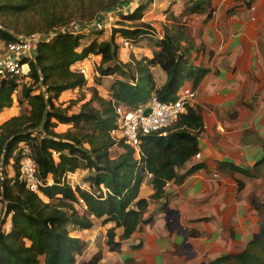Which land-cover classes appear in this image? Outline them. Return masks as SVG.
Instances as JSON below:
<instances>
[{"label":"trees","instance_id":"16d2710c","mask_svg":"<svg viewBox=\"0 0 264 264\" xmlns=\"http://www.w3.org/2000/svg\"><path fill=\"white\" fill-rule=\"evenodd\" d=\"M62 1L65 0H0V44L23 35L13 29L20 27L18 21L23 16L30 15L25 20L32 17L50 30L71 23L72 20L64 19L57 10ZM143 8L146 5L137 4L122 18H140ZM184 10L190 15L207 14L208 18L212 15L213 3L212 0H189ZM182 14L171 13V24L165 25L163 38L152 39L155 48L152 58L134 57L129 62L119 58L115 33L140 39L150 32L144 22L121 23L126 27L113 29L110 40L95 38L86 46L82 44L83 34L59 33L50 41L42 42L35 59L29 61L26 84H21L16 76L0 75V114L12 107L20 86L19 101L26 100L29 105L27 111L0 125V204H3L0 264H76L87 243L72 232L91 229L95 220L101 218L105 223H114L107 231L106 244L111 251L120 252L122 242L144 222L150 200L163 199L169 183L182 184L198 169L181 172L200 152V138L205 129L200 105H189L187 112L167 129V134L157 132L144 136L139 157L135 156L133 147L122 140L118 143L112 136L117 126L115 106L118 103L134 106L153 95L162 101H174L185 83L191 82L194 90L210 72L191 57L200 48L186 20L180 19ZM28 31L24 34L35 33L34 29ZM90 54L102 56L98 66L102 76L118 75L111 87V97H103L93 88L91 99L82 103L78 112L69 113L72 104L63 107L56 100L66 90L86 86L84 74L72 70L71 66ZM156 66L167 74L162 86L154 78ZM40 84L45 86L47 95L36 92ZM58 122L72 124L73 128L58 132ZM258 142L263 156L251 168L232 165L234 170L251 178H264V141ZM119 144L124 151L113 156L111 149ZM22 145L31 149L41 176L45 180L51 176L52 184L42 189L49 201L18 179ZM9 164L15 168L14 177H9L7 172ZM78 169L90 171L85 179L89 188L74 187L68 182L67 175ZM147 175L152 176L154 187L150 198L140 196ZM243 185L241 182L240 188ZM250 200L260 214V237L252 239L241 253L222 254L201 264H264V202L255 195ZM82 204H85L84 211L79 209ZM10 217L11 227L7 230L5 225ZM120 227L124 232L117 238L116 229ZM102 259L103 252L99 250L81 264H99ZM126 264L137 263L128 258Z\"/></svg>","mask_w":264,"mask_h":264},{"label":"crops","instance_id":"0c3cea01","mask_svg":"<svg viewBox=\"0 0 264 264\" xmlns=\"http://www.w3.org/2000/svg\"><path fill=\"white\" fill-rule=\"evenodd\" d=\"M181 3L175 0L169 12L181 14L175 11ZM212 3L211 17L207 18V14L193 15L192 22L195 24L191 28L195 43L200 48L191 57L196 64L209 68L210 72L198 88L193 90L192 83L188 82L179 91V95L194 91L193 105L203 107L205 129L200 138V152L187 162L181 172L195 167L198 169L182 184L169 183L163 199L150 200L144 222L129 239L122 242L120 252L111 251L106 244L107 231L114 226L113 222L96 219L93 228L74 230L73 236L86 241L87 251L93 247V241L87 234L95 233V252H103L99 264L103 261H108L107 264H126L128 258L134 259L137 264H201L222 254L243 252L260 231V215L251 205V194H248V183L253 178L234 170L232 165L251 168L263 156L258 141H264V122H261L264 119V0H212ZM230 8H235V11L229 12ZM154 17L164 19L161 14L151 19ZM122 21L129 22L127 19ZM116 26L126 27L122 24ZM146 36L153 35L149 33L141 38ZM95 38L98 35L87 44ZM147 42L151 45L144 44L130 50L119 48V58L123 62L132 61L134 57L152 58L154 44L151 38ZM87 61L98 71L102 56L90 54ZM79 65L74 64L71 69L77 71ZM90 68L92 72L91 65ZM153 72L157 84L162 86L167 79L166 72L160 66L154 67ZM97 76L100 82L95 83V88L101 95V92L109 93L111 97V87L118 75ZM67 92L76 95L72 89L66 90L56 103L68 106L71 100L63 103V95ZM91 97L92 93L76 97L69 113L78 112L81 104ZM246 102H252L251 107L254 108L245 111ZM13 108H6L0 115L9 113ZM7 119H0V125ZM70 128H73L72 124L58 122L56 131L65 132ZM15 174L13 170L9 177ZM71 174L73 176L75 172L69 173L67 180ZM151 178L147 175L143 182L141 197L150 198L154 193ZM238 180L244 184L242 188L238 186ZM43 197L46 198L44 194ZM169 212L179 218V225L174 228L169 227L166 220ZM10 227L11 217L5 229ZM99 231L104 235L101 248L96 242ZM123 232L122 227L117 228V238Z\"/></svg>","mask_w":264,"mask_h":264},{"label":"built area","instance_id":"2783aa9c","mask_svg":"<svg viewBox=\"0 0 264 264\" xmlns=\"http://www.w3.org/2000/svg\"><path fill=\"white\" fill-rule=\"evenodd\" d=\"M136 3H121L103 13L105 25L107 28L117 21L120 15L127 14L131 11L132 6ZM137 5V4H136ZM74 23L65 24L63 26L49 30L46 33L35 32L29 35H20L18 39L8 43L0 44V75L1 77L16 76L19 79H27L30 69L29 61L34 60L39 45L44 41H50L59 33H70L73 35L85 34L84 30L80 32L81 25H73ZM98 24V28L102 29V25ZM89 31H92L89 28ZM150 34L156 39L163 38V33L155 29H150ZM121 49H132L135 46V39L123 36L117 42ZM78 62L79 72L83 73L87 79V68L84 62ZM91 67L92 64H90ZM94 68V67H93ZM99 75L98 71H95ZM29 79V78H28ZM37 93L43 92L47 95L45 86L40 84ZM195 98L194 91L186 92L170 102L162 101L158 96L153 95L148 100L140 102L134 106L118 103L115 106L117 114V126L112 132V136L116 140H122L127 145L133 147L139 155L140 145L144 136L152 133L162 132L167 134V129L172 127L187 112L189 105H193ZM149 109V112L147 110ZM18 179L26 185V187L43 195L42 189L46 185L52 184L50 176L45 180L39 171L36 159L33 157L31 149L22 145L19 153Z\"/></svg>","mask_w":264,"mask_h":264},{"label":"rangeland","instance_id":"374dc122","mask_svg":"<svg viewBox=\"0 0 264 264\" xmlns=\"http://www.w3.org/2000/svg\"><path fill=\"white\" fill-rule=\"evenodd\" d=\"M148 1L149 0H118V1L115 0V2L112 3V0H65V1L58 3L57 10H59L58 12L62 15V17L64 19H66L68 21L72 20V22L74 23L73 24L74 26L77 24L82 26V28H80V32H82L83 30L85 32V34H83L84 39L82 40V44L86 45L90 41V39H92L95 35H98L99 39L110 40L112 37L113 29H119L120 28L119 26H116V25H121V23L128 24V25L138 24V23H142L143 19H146L145 20L146 22H144V23L149 25L150 29H155V30L159 31L160 33H162L164 31L165 25L171 24V22L169 21V18L171 15V13L169 12V9H171V8H169V7H171V5L173 4V2L175 0H153L152 4L147 3ZM183 1L184 0H180V2H182V3H183ZM121 3H125V5L128 3L129 4L130 3L141 4V5H146V8H143L142 16L140 18H136V17L133 19H129L128 17L122 18L123 16L120 15L118 17L117 21H115L114 23L111 24V27L107 28V26H103L106 23L105 22L106 20L103 17V13L105 11L121 4ZM182 3L177 7V10H175V11H177L178 13H180V12L183 13L180 16V19L182 21L186 20L189 31L192 34L191 28L195 24L194 22H192V19L195 18V16L190 15L187 11H185L184 9L187 6V3L186 4H184V3L182 4ZM104 5H105V7H104ZM133 7H134V5L132 6V8ZM231 11L234 12L235 8H230L229 12H231ZM158 14H161L165 20L161 19V18H155V17H154V19H151L154 15L156 16ZM198 16H201V15H198ZM29 17H30V15L26 16V17L25 16L21 17L18 21L20 27L19 28H13L14 31H16V32L20 31L22 34H24V33L29 32L28 31L29 29H34V32H40V33H46L50 30V29H45V26H43L42 23H40L39 20H37V19L35 20L34 18L31 17L28 21L25 20L26 18H29ZM122 19H127V21H129V22L128 23L121 22ZM98 24H101L103 26L102 29L98 28L99 27ZM161 25H162V28H160ZM89 28H91L92 31H89ZM123 36L124 35L120 34L119 32L114 34V41L116 42V44H117V41L118 40L120 41L121 37H123ZM131 37H134V36H131ZM149 38L155 39L154 35L152 37L146 36V37H143L141 39L133 38L136 40L134 47L142 46L144 44L151 45L150 42H147V41H149ZM84 66H86V68L88 69L87 74L89 76V79L92 77L93 82H90L92 80L87 79V84L82 89H79V88H78V90L72 89L73 93L76 95H73L72 92L64 93L63 103L67 102L68 100L69 101L71 100L69 102V104L71 103L72 105H74V102H76V97L77 98L86 97L88 94L92 93L93 88H95V83H98L97 81L99 79V76L95 75V70H96L95 66L93 65L94 70L92 72H91L89 61H85ZM26 81H28V78L19 80V82L21 84H26ZM21 87L22 86L19 87V92L17 93V96H15L14 103L12 105V106H14V108L11 111H9V113H6L7 116L5 118L9 119L12 117V114L20 115V114H22L28 110L29 105L27 104L26 100H23V102L19 101V96L21 95L20 94L21 93L20 92ZM74 90L77 93H75ZM101 93H102V96L107 97V98L109 97V93L108 94H105L103 92H101ZM77 102H78V99H77ZM59 103L60 102H57V104H59ZM244 104H245V111H250V108L251 109L254 108V107H251L253 105L252 102H246ZM10 115H11V117H8ZM5 118H3V119H5ZM245 118H246V116H245ZM258 120H260V119H258ZM261 122H264V119H262ZM263 127H264V124H263ZM117 141H118V143H120V140H117ZM123 151H124L123 147L119 144V145H117L111 149V152H112L111 154L113 156H116V155L122 153ZM135 156L136 157L138 156L137 152L135 153ZM11 164H9L7 166V172L10 174H11V172H13V170L15 171L14 166ZM89 174H90V171L88 169H79L75 172V174H73V176H72V174L70 176H68V181L73 186L81 185L82 187L89 188V184L87 182H85V179ZM241 182L242 181H239V180L237 181L238 186L241 185ZM248 187H249L248 188V190H249L248 194L255 195L259 200L264 202V178L262 176H259L257 179H254V178L250 179V181L248 183ZM43 199L45 201H49L47 198L43 197ZM250 202H251V200H250ZM84 208H85L84 204H82V206L79 207V209L81 211H84L83 210ZM2 211H3V206H1V204H0V215L2 214ZM87 235H88V238L91 237L90 240H91V242L93 241V247H91L88 251H87V249H85V251L81 255L78 256L76 264H81L82 262L89 260L91 258V256L95 253V233L93 232V233L87 234ZM97 235H98V237L96 238V242H97V245H99V248H101L102 244H103L102 238L104 235L102 234L101 231H99L97 233ZM82 237L85 238V236L83 234H82ZM107 263H108V261L102 262V264H107Z\"/></svg>","mask_w":264,"mask_h":264},{"label":"water","instance_id":"95a60500","mask_svg":"<svg viewBox=\"0 0 264 264\" xmlns=\"http://www.w3.org/2000/svg\"><path fill=\"white\" fill-rule=\"evenodd\" d=\"M147 112H149V109L147 110ZM166 220L168 222L169 227H171V228H174L175 226H178L179 225V218H174L170 212L167 214ZM259 237H260V234L259 233L256 234V235H254V238L255 239H257ZM187 238L188 237L185 235V239L186 240H187Z\"/></svg>","mask_w":264,"mask_h":264},{"label":"clouds","instance_id":"9594fccd","mask_svg":"<svg viewBox=\"0 0 264 264\" xmlns=\"http://www.w3.org/2000/svg\"><path fill=\"white\" fill-rule=\"evenodd\" d=\"M150 31V30H149ZM150 33V32H149ZM164 34V33H163ZM132 38V37H131ZM136 42V41H135ZM118 49H119V46H118ZM87 60H89V56L88 57H86L85 59H83V60H80V61H78V62H85V61H87ZM78 62H76L75 64H78ZM74 65V64H73ZM77 72H79V71H77ZM98 73L100 74V72L98 71ZM85 76V75H84ZM85 78H86V76H85ZM86 80H87V78H86ZM85 207V206H84Z\"/></svg>","mask_w":264,"mask_h":264},{"label":"bare ground","instance_id":"6f19581e","mask_svg":"<svg viewBox=\"0 0 264 264\" xmlns=\"http://www.w3.org/2000/svg\"><path fill=\"white\" fill-rule=\"evenodd\" d=\"M6 116H7V114H2V115H0V119L5 118Z\"/></svg>","mask_w":264,"mask_h":264},{"label":"flooded vegetation","instance_id":"af4514ba","mask_svg":"<svg viewBox=\"0 0 264 264\" xmlns=\"http://www.w3.org/2000/svg\"><path fill=\"white\" fill-rule=\"evenodd\" d=\"M175 218V217H174Z\"/></svg>","mask_w":264,"mask_h":264}]
</instances>
